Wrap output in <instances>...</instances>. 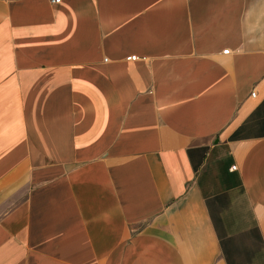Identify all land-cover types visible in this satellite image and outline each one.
<instances>
[{
  "label": "crops",
  "instance_id": "obj_1",
  "mask_svg": "<svg viewBox=\"0 0 264 264\" xmlns=\"http://www.w3.org/2000/svg\"><path fill=\"white\" fill-rule=\"evenodd\" d=\"M0 264H264V0H0Z\"/></svg>",
  "mask_w": 264,
  "mask_h": 264
},
{
  "label": "built area",
  "instance_id": "obj_2",
  "mask_svg": "<svg viewBox=\"0 0 264 264\" xmlns=\"http://www.w3.org/2000/svg\"><path fill=\"white\" fill-rule=\"evenodd\" d=\"M60 1H61V0H49V2H50V3H53V4L59 3ZM222 52H223V53H227V52H228V49H224ZM125 59H127V60H135V59H137V56L134 55V54H132V55H127V56L125 57ZM251 95H254V92H251ZM231 167H232V168H235L234 165H232Z\"/></svg>",
  "mask_w": 264,
  "mask_h": 264
}]
</instances>
